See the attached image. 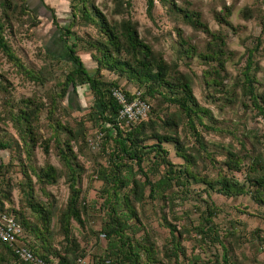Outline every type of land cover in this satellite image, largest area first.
Listing matches in <instances>:
<instances>
[{
	"label": "trees",
	"instance_id": "trees-1",
	"mask_svg": "<svg viewBox=\"0 0 264 264\" xmlns=\"http://www.w3.org/2000/svg\"><path fill=\"white\" fill-rule=\"evenodd\" d=\"M37 1L48 9L44 4L45 0ZM174 1L162 0V5L171 2L168 12L182 19L194 33L201 32L209 37L202 49L191 45L189 39L183 38L181 32L176 30V59L169 62L150 42L140 36L138 24L131 19L128 1L115 0L119 6L124 3L126 17L112 24L92 0H69L72 12L69 23L61 27L52 17L59 40L65 47L69 68L61 71L60 79L58 78L50 95L44 100L32 94V98L4 101L3 120L13 128L17 139L10 135L3 136L0 131V153H9L12 149L24 152L27 165L21 166L22 175L26 177V182L20 185V192L25 198L24 207H13L10 187L3 186L0 182V210L20 225L21 235L17 242L35 257L51 264H79L84 259L93 264H239L234 260L230 245L226 243L229 235L232 238L236 236V229L232 227L227 231L219 230L218 224L214 222L218 209L210 201V194L215 192L226 198L248 195L257 208L264 209L263 145L255 140L250 152L243 155L228 154L224 169L210 172L211 175L205 174L203 170L200 172L201 167L205 170L209 164L205 163L206 156L209 155L205 150L200 128L206 131L214 130L215 127L204 123L210 116V111L194 96L193 88L198 77L190 68V61L197 58L204 67L201 78L207 90L211 91L206 97L209 101L214 102V94L236 95L237 88L239 93L231 99L242 98L248 101L264 120V94L257 93L255 89L259 63L254 60V54L258 53L261 38L257 37L255 47L246 51L241 71L242 80L236 81V86L231 89L225 84L227 77L224 73L229 59L225 35L221 31L212 33L201 21L200 14L188 9V3L182 8L175 5ZM254 3L253 7L243 8L240 15L244 20H258L263 31L264 0H254ZM153 8V1L147 0L146 14L150 18ZM15 13L21 18L27 16L32 28L39 23V18L31 11L29 0H0V59L25 81L44 86L50 81L52 73L27 68L6 37V31L12 30ZM116 14L117 10L114 11V15ZM230 15L231 7H224L223 13L214 15V20L218 26L234 30L229 22ZM77 23L93 27L95 36L86 39L78 37L72 32ZM29 34L33 35V32L30 31ZM81 42L84 43L83 47L79 46ZM77 48L89 52L95 64L92 71L85 66ZM46 55L54 60L52 62L55 65L63 61L49 53ZM180 66L186 70L181 71ZM0 78L3 75L0 74ZM78 88H86L91 94L93 105L84 119L77 121L76 128H62L54 121V115L63 101L76 95ZM112 89L122 91L128 100L133 99L138 92L140 99L149 107L147 120L128 124L118 120L119 106L111 96ZM0 91L9 94L1 80ZM62 109L67 112L65 107ZM42 112L51 121L49 123L53 130L52 137L54 136L52 140L56 142L55 147L64 169L55 168L48 163L36 169L31 164L36 145L42 146L45 156L49 151L48 141L42 140L37 130ZM84 121L91 122L97 128L101 141L99 152L105 160L103 165L97 164L92 176L103 186L100 190V209L104 213V219L100 230L108 241L106 249L97 256H88L86 249L73 236L71 226L74 222L78 227H83L88 210L78 184L77 153L72 151L71 146V142H79L78 152H82L81 144L86 143ZM187 128L193 142L191 148L186 150L179 140V134ZM59 132L66 136L63 141L57 137ZM258 143L261 148L256 149L255 144ZM165 144L174 148L175 156L183 161L181 165H175L169 159ZM196 159H200L203 164L198 167ZM17 160L22 161L19 156ZM209 161L214 162L213 159ZM145 163L150 165V169H144ZM3 169L5 166L1 163L0 173ZM28 169L39 187L36 190L38 194L47 197L49 195L45 187L54 185L63 176L66 178L69 196L64 209L59 211L56 205L38 200L32 186V177L27 174ZM235 174L242 175V181ZM193 184L202 187L196 196L203 202L204 209L195 206L197 221L188 219L189 224H183L178 229L176 225L164 220L168 237L161 249L146 234L136 237L141 224L136 204H142L146 199H162L167 193L170 194L167 197L170 202L174 193H179L180 199H188ZM201 194L206 196V200L201 199ZM129 221L133 223L130 224ZM54 222L58 225L57 232L53 229ZM183 234L194 242L189 248L182 243ZM58 235V247L54 248L52 243ZM84 242L88 240L85 239ZM247 242H254L257 248L264 250L261 228L254 229ZM216 246L221 249V253L212 250ZM195 250H200V253H194ZM0 264L26 263L16 257L7 243L0 241Z\"/></svg>",
	"mask_w": 264,
	"mask_h": 264
},
{
	"label": "rangeland",
	"instance_id": "rangeland-1",
	"mask_svg": "<svg viewBox=\"0 0 264 264\" xmlns=\"http://www.w3.org/2000/svg\"><path fill=\"white\" fill-rule=\"evenodd\" d=\"M127 1L130 3L131 19L138 24L140 36L150 42L153 48L161 53L169 62L175 61L176 59V47H178L176 45L178 40L176 30L181 32L183 38L189 39L190 44L196 46L197 49H202L204 43L209 39L207 35L201 32L194 33L182 19L168 12V7L171 5V2L163 6L162 0H152L154 8L150 18L146 14L147 0H122V2ZM92 2L112 24H114V21L117 22L122 17H126L124 3L119 6L118 2L115 3V0H92ZM174 3L182 8H184L185 3H188V9L198 12L201 21L208 26L212 33L221 31L225 35L227 49L229 50V59L226 63V72L224 75L227 77L225 84L231 89L234 88L236 81L239 79L242 80L241 71L244 67L246 51L255 47L257 37L261 38L258 53L254 54V60L259 63V70L256 73L257 82L255 89L257 93L264 94V30L262 31L258 20H244L240 15V11L243 8L253 7L255 5L254 0H175ZM44 4L48 9H45L37 0H29V6L33 15L39 18L37 26L30 27L28 22L30 19L27 16L24 15L21 18L18 13H15L12 30L6 31V37L10 45L27 68L34 70L40 69L53 75L49 78L50 81L44 86H38L25 81L10 65L0 59V74L3 75V78H0V80L9 93L0 91V131H2L1 134L3 136L10 135L14 139H17L15 131L7 121L3 120L2 111L4 109V101L10 102L11 100L32 98V94L44 100L50 95L51 88L58 82V78L60 79L61 71L69 68L66 50L63 43L59 40V33L53 24V18H55L54 20H56L59 26L65 27L69 23L72 13L70 2L69 0H45ZM224 7H231L229 22H231L234 30L218 26L214 20V15L216 13H223ZM253 9L256 8L254 7ZM115 10H117L116 15H114ZM30 31L33 32V35L29 34ZM72 32L82 39L95 36L93 27L84 26L81 23L75 24ZM79 46L83 47L84 43L81 42ZM79 48L76 51L81 56L87 69L92 71L95 64L90 58L89 52ZM46 53H49L54 58H60L63 61L55 65L52 62L54 60L49 59ZM190 68L198 77L195 80L193 88L194 96L203 107L210 111V116L207 117V120H204V123L208 126L215 127L214 130L206 131L200 128L205 150L207 151V155H209L208 157L206 156L205 162L209 164L206 165L205 170L201 167V170L199 169L200 172L202 173L203 170L205 174L211 175L212 173L210 172L215 173L217 169H224V161L228 154L243 155L245 152H250L251 144L255 143V140H259L262 143V152L264 154V120L257 113V110L250 106L248 101L242 98L240 100H235V98L231 99V97H235L239 93V89L235 88L236 95L233 96L214 94V102L209 101L206 97L211 91L207 90L201 78V73L204 70L202 63L199 59L192 58ZM180 70L184 71L186 68L180 66ZM227 98L231 100L229 101ZM243 103L246 105H243ZM62 105L55 113L54 121H57L62 128H76L77 121L84 119L90 106L93 105V101L91 94L86 88H78L76 95L63 101ZM247 105L248 107H246ZM63 107L67 109L66 113L62 109ZM49 122L51 121L48 120L46 113L42 112L39 115L37 130L40 133L41 139L48 141L49 151L48 155L45 156L42 152V146L36 145L33 151V157L31 158V164L36 169H39L45 163L55 168H63L58 157V150L55 147L56 142L52 140L54 136L52 137L53 130ZM84 128L86 143L81 144L82 152H78L79 142H71V146L72 151L77 153V162L79 165L77 170V173H79L78 184L84 195L88 210L83 227H78L74 222L71 223V226L73 236L86 249L88 256H97V254L102 253L106 249L108 241L100 230L104 219V213L100 209L102 202L100 190L103 186L101 182L96 181L92 176L97 164L100 163L103 165L105 160L101 152H99L101 141L97 133V128L93 127V124L89 121H84ZM190 133V130L187 128L184 131H180L179 134V140L186 150L187 148H191L193 142ZM57 135L60 141H63L66 137L62 132L57 133ZM255 147L256 149L261 148L259 143L255 144ZM164 148L168 151L169 159L175 165L179 166L183 163L180 158L175 156L174 148L171 145L165 144ZM248 155L246 154V156ZM18 156L22 160L21 162L17 160ZM212 159L214 162L209 161ZM1 163L5 166V169L0 173V182H2L3 186L10 187L11 204H13L15 209H20L24 207L25 199L20 192V185L26 182V177L22 175L23 168L21 167L22 165H27L25 154L24 152H18L16 149L10 150L9 153L6 151L1 152ZM196 164L199 167L203 163L200 159H196ZM149 166L148 163H145L144 169H150ZM27 174L32 177L34 190H38L39 187H37L36 180L29 169L27 170ZM235 176H238L239 181H242V175L235 174ZM201 189V186L198 187L193 184L188 199H180V194L174 193L171 196L172 204L167 199V197H170L169 193L162 199L156 201H148L146 199L142 204H136V211L139 222L141 223L140 231L136 237L140 238L146 234L154 241L155 246L161 249L166 241V237H168V230L166 229L164 220L176 225L178 229L183 224H189L190 220L197 221L198 212L195 211V206H200L201 209H204L202 207L203 202L201 200L199 201L198 196H196L197 193H200ZM45 191L49 197L44 194L39 195L36 191L39 201H48V203L56 205L59 211L64 209L69 196V190L64 176L54 185L46 186ZM201 199L206 200V196L201 194ZM210 201L218 209L216 212L217 218H215L214 222L218 224L219 230L227 231V229H231L232 227L236 229V236L232 238L229 235L226 240V243L231 247L232 254L235 256L234 260L239 264H264L263 248L261 251L259 247H256L254 242H247L250 239L251 232L256 228H261L262 236L264 237V209L257 208L248 195L226 198L215 192H211ZM25 212L28 213V211ZM129 223L132 224L133 221H129ZM53 229L55 232L58 231L56 222L53 223ZM182 238V243L187 248L194 244L187 235L183 234ZM85 239L88 242H84ZM59 240L60 236L58 235L54 242H51L54 248L58 247ZM212 250L221 253V249L218 246ZM197 252L200 253V250H195L194 253Z\"/></svg>",
	"mask_w": 264,
	"mask_h": 264
},
{
	"label": "built area",
	"instance_id": "built-area-1",
	"mask_svg": "<svg viewBox=\"0 0 264 264\" xmlns=\"http://www.w3.org/2000/svg\"><path fill=\"white\" fill-rule=\"evenodd\" d=\"M111 96L118 104V120L126 124L145 121L148 118V105L140 99V94L135 93L133 99L128 100L125 94L119 89H112ZM21 235L20 225L9 215L0 210V241L7 243L16 257L26 264H51L38 257H35L27 248L17 242ZM79 264H93L88 259L81 260Z\"/></svg>",
	"mask_w": 264,
	"mask_h": 264
}]
</instances>
